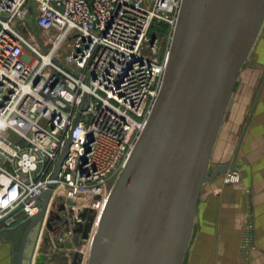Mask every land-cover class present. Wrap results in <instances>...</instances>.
I'll return each mask as SVG.
<instances>
[{
	"label": "built area",
	"instance_id": "built-area-1",
	"mask_svg": "<svg viewBox=\"0 0 264 264\" xmlns=\"http://www.w3.org/2000/svg\"><path fill=\"white\" fill-rule=\"evenodd\" d=\"M183 2L0 0V222H32L54 184L50 200L66 199L70 216L96 217L94 239L161 94ZM162 24L164 49L151 35ZM86 219L71 225L77 245Z\"/></svg>",
	"mask_w": 264,
	"mask_h": 264
},
{
	"label": "water",
	"instance_id": "water-1",
	"mask_svg": "<svg viewBox=\"0 0 264 264\" xmlns=\"http://www.w3.org/2000/svg\"><path fill=\"white\" fill-rule=\"evenodd\" d=\"M263 29L264 0H184L161 94L111 195L87 264L185 263L201 193L216 174L210 169L217 140ZM71 143L72 134L53 180ZM53 187L26 231L19 264Z\"/></svg>",
	"mask_w": 264,
	"mask_h": 264
},
{
	"label": "rangeland",
	"instance_id": "rangeland-1",
	"mask_svg": "<svg viewBox=\"0 0 264 264\" xmlns=\"http://www.w3.org/2000/svg\"><path fill=\"white\" fill-rule=\"evenodd\" d=\"M156 32L159 34L160 45L164 49L168 41V27L164 24L161 27L155 25L151 30V35ZM30 33L32 37L41 40H46L50 36L44 31L34 29L30 30ZM258 46L260 60L257 62L251 58L245 65L234 92L235 101L243 103L241 112L244 114L247 112V115L241 113L238 121L239 125V122L243 120L238 133L239 164H236L240 171V178L223 176L220 179L223 185L243 186L247 194L246 207L239 214V216H248L247 218L250 219L246 223L240 242L241 263L249 261L255 248L252 216H264V35H261ZM246 85L250 87L246 88L249 95L243 96L242 90ZM254 85H257L258 89L252 99ZM251 173L254 181L253 190L249 189L246 181ZM253 197L254 204L252 203ZM70 206L66 199L52 197L40 225L29 235L24 264H86L93 239L90 233L96 217L77 216V213L70 216L73 210L68 209ZM86 217H88L86 222L88 221L90 228L83 229L82 238L77 245V241H70L71 225L78 219L84 220ZM29 225L30 222L17 228H10L6 224L0 225V250L8 252L9 264H19V253Z\"/></svg>",
	"mask_w": 264,
	"mask_h": 264
},
{
	"label": "crops",
	"instance_id": "crops-1",
	"mask_svg": "<svg viewBox=\"0 0 264 264\" xmlns=\"http://www.w3.org/2000/svg\"><path fill=\"white\" fill-rule=\"evenodd\" d=\"M261 35H264V29ZM258 45L259 41L251 57L257 62L260 60ZM247 87L250 88L247 85L243 87V96L249 95ZM257 89L258 86L254 85L252 99ZM242 104L241 101H235L233 95L211 162L210 172L216 174L214 179L204 186L201 193L195 229L184 264H264V216H252L255 248L249 261L241 263L240 242L246 223L250 219L239 214L246 207L247 194L243 186L223 185L220 180L228 174L220 171L225 168L228 171L230 164H239L238 133L243 120L239 125L238 121L241 113L247 115V112L245 114L241 112ZM246 181L249 189L253 190L252 173ZM252 195L254 196V193ZM252 203L254 204V197ZM9 263L8 252L0 250V264Z\"/></svg>",
	"mask_w": 264,
	"mask_h": 264
}]
</instances>
